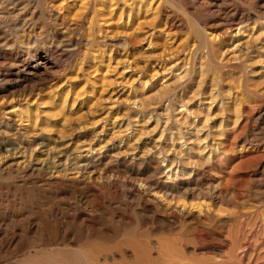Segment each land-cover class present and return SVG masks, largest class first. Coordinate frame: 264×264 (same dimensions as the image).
Listing matches in <instances>:
<instances>
[{
	"label": "rangeland",
	"instance_id": "rangeland-1",
	"mask_svg": "<svg viewBox=\"0 0 264 264\" xmlns=\"http://www.w3.org/2000/svg\"><path fill=\"white\" fill-rule=\"evenodd\" d=\"M114 1L0 0V264H264V0ZM103 127L87 170L7 158Z\"/></svg>",
	"mask_w": 264,
	"mask_h": 264
},
{
	"label": "bare ground",
	"instance_id": "bare-ground-1",
	"mask_svg": "<svg viewBox=\"0 0 264 264\" xmlns=\"http://www.w3.org/2000/svg\"><path fill=\"white\" fill-rule=\"evenodd\" d=\"M72 1H74V0H72ZM84 1V0H83ZM112 1V0H111ZM114 1V0H113ZM144 1V0H143ZM79 2V1H78ZM96 2V1H95ZM115 2V1H114ZM129 2V1H128ZM69 3V2H68ZM90 3V2H89ZM94 3V2H93ZM118 3V2H117ZM133 4V3H132ZM74 5V4H73ZM84 5V4H83ZM82 5V6H83ZM85 5H86V3H85ZM116 5V4H115ZM119 5V4H118ZM122 5V4H121ZM120 5V6H121ZM131 4H129V6H130ZM137 5H139L140 6V4H137ZM71 6H72V4H71ZM117 6V5H116ZM83 7H85V6H83ZM122 7L124 8V10H125V6H123L122 5ZM127 7V6H126ZM132 7V6H131ZM110 8H111V6H110ZM109 8V9H110ZM114 8V7H113ZM117 8V7H116ZM149 8V7H148ZM92 9V8H91ZM108 9V10H109ZM127 9V8H126ZM133 9V8H132ZM144 9V8H143ZM94 10H96V9H94ZM117 10V9H116ZM85 11V10H84ZM113 10L111 9V11L110 12H112ZM141 11V10H140ZM86 12V11H85ZM109 12V11H108ZM122 12H120V14H121ZM111 14V13H110ZM113 14H114V11H113ZM112 14V15H113ZM119 13L118 14H116V15H120ZM130 14V13H129ZM133 14H135V13H133ZM137 14V13H136ZM143 14V13H142ZM105 15H107V14H105ZM117 17H119V16H117ZM237 17V16H236ZM93 18H94V16H93ZM120 18H121V16H120ZM120 18H118L117 20H119L120 21ZM130 18V17H129ZM129 18H128V20H129ZM230 19H231V17H230ZM122 21V20H121ZM249 21V20H248ZM99 22H101V21H99ZM124 22V21H123ZM122 22V23H123ZM136 22V21H135ZM230 22V21H229ZM231 22H232V20H231ZM102 23V22H101ZM139 23V22H138ZM138 23L137 24H135V25H137L138 27L142 24V23H140V25H138ZM236 23V22H235ZM242 24H243V22H242ZM249 23H247V25H248ZM125 25V24H124ZM246 25V26H247ZM127 26V25H126ZM137 26H136V28H137ZM246 26H244V27H246ZM131 27V26H130ZM239 27V26H238ZM94 28H96V26L94 27ZM123 28V27H122ZM140 29H142V27H139ZM231 28V27H230ZM235 28V27H234ZM127 29H128V27H127ZM130 29V28H129ZM238 29V28H237ZM249 29H250V27H249ZM248 29V30H249ZM252 29V28H251ZM254 29V28H253ZM94 30V29H93ZM96 30V29H95ZM240 30H241V28H240ZM240 30H239V33H240ZM247 30V29H246ZM132 31V30H131ZM130 31V33H134L133 31L131 32ZM142 31V30H141ZM242 31V30H241ZM251 31H253V30H251ZM255 31H256V29H255ZM100 32V31H99ZM140 32V31H139ZM254 32V31H253ZM263 32V31H262ZM96 33H98V32H96ZM129 33V34H130ZM244 33V32H243ZM252 33V32H251ZM136 34V33H135ZM209 34V33H208ZM245 34H247V33H244V35ZM250 34V33H249ZM253 34V33H252ZM100 35V34H99ZM210 35H211V33H210ZM126 36H129V35H126ZM139 36V35H138ZM144 36V35H143ZM240 36V35H239ZM247 36H249V35H247ZM251 36H253V35H251ZM251 36H249V37H251ZM262 36H263V34H262ZM135 37V36H134ZM145 37V36H144ZM143 37V38H144ZM235 37V36H234ZM246 37V36H245ZM255 37V36H254ZM240 38V37H239ZM253 38V37H252ZM258 38V37H257ZM261 39H262V37H260ZM259 38V40H261ZM264 39V38H263ZM138 40H140V39H138ZM138 40H137V42H138ZM145 40V39H144ZM231 40H232V38H231ZM241 40V39H240ZM247 40V39H246ZM246 40H244V41H246ZM255 40H258V39H255ZM131 41V40H130ZM151 41V40H150ZM149 41V42H150ZM250 41V40H249ZM254 41V38H253V40H252V42ZM146 42V41H145ZM151 42H153V41H151ZM262 41H260V43H261ZM234 43V42H233ZM238 43H239V41H238ZM243 43H244V46L247 44L246 42H243L242 41V45H243ZM246 43V44H245ZM254 43H256L255 41H254ZM137 44V43H136ZM144 44V43H143ZM155 44V43H154ZM223 44V43H222ZM224 44H226V43H224ZM240 44V45H241ZM249 44V47H250V43H248ZM264 44V43H263ZM139 45V44H138ZM236 45V44H235ZM255 45V44H254ZM259 45V44H258ZM261 45V44H260ZM217 46V45H216ZM243 46V47H244ZM246 46H248V45H246ZM245 46V47H246ZM149 47H150V44H149ZM148 47V48H149ZM152 47V46H151ZM154 47V46H153ZM221 47H223V46H221ZM225 47V46H224ZM240 47V46H239ZM242 47V46H241ZM240 47V48H241ZM242 47V48H243ZM260 47V46H259ZM263 47H264V45H263ZM142 48V47H141ZM237 48L238 47H236V50H237ZM240 48H239V50H240ZM247 48V47H246ZM245 48V49H246ZM262 48V47H261ZM261 48H260V50H261ZM157 49V48H156ZM225 49V48H224ZM227 49V48H226ZM248 49H251V48H248ZM257 49H259V48H257ZM263 49V48H262ZM233 50V49H232ZM231 50V51H232ZM235 50V49H234ZM235 50V51H236ZM141 51V50H140ZM228 51H230V49L228 50ZM230 51V52H231ZM241 52H242V50H240ZM264 51V50H263ZM149 52V51H148ZM233 52V51H232ZM236 52H238V51H236ZM248 52V51H247ZM219 53H222V52H219ZM224 53H226V52H224ZM235 53V52H234ZM243 53V52H242ZM220 55V54H219ZM229 54H227V56H228ZM233 55V54H232ZM235 55V54H234ZM234 55L233 56H230L229 58H230V60H231V58L233 57L234 59H237V58H240L239 56H241V54H239V56L237 57V54H236V56L234 57ZM244 55H245V53H244ZM223 56V55H222ZM225 56V55H224ZM237 57V58H236ZM244 57V56H243ZM46 58V57H45ZM227 58V57H226ZM229 58H228V60H229ZM243 59V58H242ZM223 60V57L221 58V61ZM225 60V59H224ZM227 60V59H226ZM239 60L240 59H238V60H235V62L236 61H238L239 62ZM96 64V63H95ZM229 64H230V61H229ZM47 65V61L46 60H42V62L40 63V64H38V65H36L38 68H40V67H47L46 66ZM174 67V66H173ZM172 67V68H173ZM48 69V68H47ZM47 69H45V70H47ZM166 69H168V68H166ZM165 69V70H166ZM169 69H171L170 67H169ZM168 69V70H169ZM40 70V69H39ZM155 70V69H154ZM160 70H162V69H160ZM168 70H166V71H163V72H167ZM173 70V69H172ZM178 70V69H177ZM185 71V70H184ZM154 72V71H153ZM168 72H170V71H168ZM175 72V71H174ZM160 74V73H159ZM157 72H156V74H152L153 76H156L157 77V75H159ZM174 74V73H173ZM163 75V74H162ZM168 75V74H167ZM178 74H176L175 76H176V78H174V79H182V77H180V78H177V77H179V76H177ZM181 76V75H180ZM154 78V77H153ZM152 78V79H153ZM166 78V77H165ZM173 78V77H172ZM172 78H169V81H170V79H172ZM175 81V80H174ZM165 82V81H164ZM94 83V82H93ZM171 83V82H170ZM100 84V83H99ZM166 84H167V81H166ZM165 84V85H166ZM92 85V84H91ZM173 85V84H172ZM94 87L93 88H95V85H93ZM162 86V85H161ZM171 86V84L169 85V87ZM172 87V86H171ZM160 88V87H159ZM164 88V87H163ZM162 89V88H161ZM167 89V88H166ZM85 91V90H84ZM88 92V91H87ZM94 91H92V93H93ZM115 92V91H114ZM114 92H113V94H114ZM166 92V91H165ZM80 93V92H79ZM120 93V92H119ZM132 93V92H131ZM70 94V93H69ZM78 94V93H77ZM90 94V93H89ZM135 94V93H134ZM75 95V94H74ZM80 96H81V93L79 94ZM93 95H94V93H93ZM100 95H102V94H100ZM99 95V96H100ZM84 96V95H83ZM87 96V95H86ZM95 96V95H94ZM111 96H113L112 94H111ZM75 97V96H74ZM128 97V96H127ZM127 97H126V99H127ZM66 98V97H65ZM78 98V97H77ZM92 98V97H91ZM129 98V97H128ZM94 99V98H93ZM72 100V99H71ZM129 100V99H128ZM73 101V100H72ZM90 101V100H89ZM88 101V102H89ZM95 101H96V98H95ZM118 101V100H117ZM131 101H132V99H131ZM84 102V101H83ZM116 102V101H115ZM128 102H130V101H128ZM136 102V101H135ZM73 103H74V101H73ZM76 103V102H75ZM93 103V102H92ZM127 103V102H126ZM58 104V103H57ZM67 104H68V102H67ZM130 104V103H129ZM38 105V104H37ZM70 105V104H69ZM73 105V104H72ZM71 105V106H72ZM82 105V104H81ZM137 105V104H136ZM38 106H40V105H38ZM41 106H42V104H41ZM40 106V107H41ZM56 106V105H55ZM70 106V107H71ZM210 106V105H209ZM43 107V106H42ZM57 107V106H56ZM55 107V108H56ZM67 107H69V106H67ZM74 107H75V105H74ZM78 107V106H77ZM83 107V106H82ZM45 108V107H44ZM39 109V108H38ZM37 109V110H38ZM51 109V108H50ZM58 109H59V112L60 111H65L66 112V106H59V107H57L56 108V110L58 111ZM72 109V108H71ZM82 109V108H81ZM44 110V109H43ZM47 110V109H46ZM45 110V112H46V115H45V118L46 119H44V118H42V119H44V120H49L48 118L49 117H52L53 116V112H54V109L53 110H51V111H46ZM78 110H80V109H78ZM89 110H90V108H89ZM67 111H69V110H67ZM29 112V111H28ZM37 112V111H36ZM44 111H43V113H45ZM72 112V110L71 111H69V113H71ZM76 112V111H75ZM180 112V113H179ZM178 112V114H180L181 116L180 117H182V116H185L187 113H189V112H187L185 109H183V110H180ZM11 113H12V111H11ZM13 113H15V111L13 112ZM12 113V114H13ZM30 113V112H29ZM39 113V112H38ZM41 113H42V111H41ZM63 113V112H62ZM69 113H65V114H68L69 115ZM80 113H81V111H80ZM200 113V112H199ZM10 114V113H9ZM16 114V113H15ZM28 114V113H27ZM27 114H25V115H27ZM65 114H63V115H65ZM18 115V117H19V113L17 114ZM24 115V114H23ZM22 115V116H23ZM57 115V114H56ZM55 115V116H56ZM73 115V114H72ZM189 115V114H188ZM30 116V115H29ZM38 114L37 113H35V115H34V119H36V121H37V118H38ZM73 116H75L76 117V115H73ZM190 116V115H189ZM26 117V116H25ZM28 117V116H27ZM54 117V116H53ZM72 117V116H71ZM22 118H24V117H21V115H20V119H22ZM74 118V117H73ZM187 118V117H186ZM13 119V118H12ZM29 119V121H30V118H28ZM117 119V118H116ZM189 119V118H188ZM17 120H19V119H17ZM23 120H25V119H23ZM38 120H39V118H38ZM59 120V119H58ZM73 120V119H72ZM75 120V119H74ZM78 120V119H77ZM114 120V119H113ZM187 120V119H186ZM207 120V119H206ZM20 121H22V120H20ZM51 122H52V120H50ZM56 121V120H55ZM66 121V120H65ZM17 122V121H16ZM27 122V121H26ZM33 122V121H32ZM37 122H39V121H37ZM61 122V121H60ZM99 122V121H98ZM97 122V123H98ZM116 122V121H115ZM134 122H137V120L136 121H134ZM29 123V122H28ZM41 123H42V121H41ZM46 123V122H45ZM57 123H58V121H57ZM63 123V122H62ZM71 123H73L72 121H71ZM100 123V122H99ZM98 123V124H99ZM22 124H24V122L22 123ZM43 124V123H42ZM48 124V123H47ZM53 124V123H52ZM74 124V123H73ZM97 124V125H98ZM120 124V123H119ZM50 125V124H49ZM49 125L47 126V127H49ZM94 125H96L95 123H94ZM113 125V127H118L119 128V130H122L121 128H122V123H121V125H117L116 126V123H113L112 124ZM32 126V125H31ZM44 126V125H43ZM46 126H45V128H46ZM63 126H64V124H63ZM51 127V126H50ZM59 127V126H58ZM80 127V126H79ZM85 127H87V126H85ZM101 127V126H100ZM128 127H126V129H127ZM49 129V128H48ZM51 129H53V127L51 128ZM66 129V128H65ZM106 129V128H105ZM37 130V129H36ZM70 131H71V129H69ZM90 130V129H89ZM113 130V129H112ZM39 131V130H38ZM50 131V130H49ZM68 131V130H67ZM91 133H90V135H91V139H92V141L89 139V137H88V139L91 141V142H88V144H86V143H83V144H86V145H83V146H81V147H79L78 148V146H76V147H74V149H73V146H74V144L72 145L71 143H73V142H70V144L69 143H65V139H64V137H63V131H61V134L58 136V137H56V139H54V141H53V143L56 145L55 147H52V144H51V147H50V144L48 143V144H46L45 142L47 141H41L40 142V145H42V146H40V148L39 149H34V150H31V154L30 155H26V151L24 152V151H22V152H18V153H12V152H8L9 153V155L7 156V158H13V159H16L17 160V163H18V160H21V161H19V163L18 164H20V165H24V168L25 167H33V166H37V167H40L41 169H43V168H48V169H53V170H65L68 166H74V165H76V166H78V169L79 170H83V169H85V170H87V168H89L91 165H93V163H94V161H97L98 160V158H100V156H102V154L106 151V150H112L113 148L112 147H114L115 146V142H113L112 141V143L110 144L107 140H104V141H106V143L105 144H103L104 143V141L102 140V139H104V138H102V136H104L103 134H105L104 132V127H103V129L101 128V131H99V129L97 128V129H91ZM109 131V130H108ZM124 131V130H123ZM132 131V130H131ZM40 132V131H39ZM39 132H38V135H40L39 134ZM57 132H58V130H57ZM122 132V131H121ZM137 132V134L139 133L138 131H136ZM25 133V132H24ZM31 133H33V132H31ZM41 133V132H40ZM47 133V132H46ZM66 133V132H65ZM88 133V132H87ZM109 134H110V132H108ZM115 133V132H114ZM117 133H119V132H117ZM131 133V132H130ZM135 133V132H134ZM144 133V132H143ZM146 133V132H145ZM43 134V133H42ZM55 134V133H54ZM67 134H68V132H67ZM120 134H122V133H120ZM151 134V133H150ZM32 135V134H31ZM49 135V134H48ZM114 134H112V136H113ZM128 135V134H127ZM147 135V134H146ZM145 135V136H146ZM23 136V135H22ZM26 137H28L27 135H25ZM33 136V135H32ZM46 136V135H45ZM71 136H73V135H71ZM75 136V135H74ZM108 136V135H107ZM116 136V135H115ZM118 136H119V134H118ZM122 136V135H121ZM148 136H150V135H148ZM152 136V135H151ZM150 136V137H151ZM163 136V135H162ZM31 137V136H30ZM34 137H36V136H34ZM53 137H54V135H53ZM77 137V136H76ZM75 137V138H76ZM130 137V136H129ZM134 137H136V136H134ZM133 137V138H134ZM147 137V136H146ZM161 137V136H160ZM159 137V138H160ZM46 138V137H45ZM44 138V139H45ZM51 138H52V136H51ZM66 138V137H65ZM68 138V137H67ZM71 138V137H70ZM74 138V137H73ZM86 138V137H85ZM84 138V139H85ZM102 138V139H101ZM106 138V137H105ZM111 138V137H110ZM113 138H115V137H113ZM112 138V139H113ZM127 138V137H126ZM141 138H144L145 139V137H141ZM165 138V137H164ZM32 139V138H31ZM87 139V138H86ZM118 139V138H117ZM116 139V140H117ZM137 139H139L138 137H137ZM30 140V139H29ZM35 141H36V139H34ZM53 140V139H52ZM68 140V139H67ZM73 140V139H72ZM75 140V139H74ZM88 140V141H89ZM115 140V139H114ZM115 140V141H116ZM122 140V139H121ZM127 140H128V138H127ZM139 140H141V139H139ZM40 141V140H39ZM154 141V140H153ZM160 141H162V140H160ZM8 142V141H7ZM19 142V141H18ZM76 142V141H75ZM80 142V141H79ZM124 142H125V140H124ZM127 142V141H126ZM130 142H131V140H130ZM139 142V141H138ZM142 142V141H141ZM140 142V143H141ZM143 142H144V140H143ZM133 143V142H132ZM132 143H130L131 144V146H133L132 145ZM151 143V142H150ZM155 143V142H154ZM80 143H77V145H79ZM121 144H123L122 143V141H121ZM120 144V145H121ZM129 144V145H130ZM145 144V143H144ZM159 144V143H158ZM167 144V143H166ZM188 144V143H187ZM221 144V143H220ZM23 145V144H22ZM21 145V146H22ZM38 145V144H37ZM129 145H127V147L129 146ZM12 146V145H11ZM135 146V145H134ZM133 146V147H134ZM139 146H140V144H139ZM144 146V145H143ZM218 146V145H217ZM221 146V145H220ZM2 147V146H1ZM15 147V146H14ZM33 147V146H32ZM118 147V146H117ZM147 147V146H146ZM150 147V146H149ZM155 147V146H154ZM162 147V146H161ZM168 147V146H167ZM166 147V148H167ZM187 147V146H186ZM8 148V147H7ZM12 148H13V146H12ZM16 148V147H15ZM14 148V149H15ZM25 148V147H24ZM34 148V147H33ZM110 148H112V149H110ZM130 148V147H129ZM137 148V147H136ZM163 148H165L164 146H163ZM188 148V147H187ZM117 149V148H116ZM120 149V148H119ZM125 149H126V147H125ZM131 149V148H130ZM141 149V148H140ZM156 149V148H155ZM154 149V150H155ZM181 149H182V147H181ZM4 150V149H3ZM26 150H27V148H26ZM158 150V149H157ZM161 150V149H160ZM183 150H184V148H183ZM183 150H182V152H183ZM16 151V150H15ZM20 151V150H19ZM128 151V150H127ZM137 151H139V150H137ZM150 151H152V150H150ZM159 151V150H158ZM180 151V150H179ZM191 151V150H190ZM189 151V152H190ZM211 151V150H210ZM17 152V151H16ZM29 152V151H28ZM133 151H132V149H131V153H132ZM156 152V151H155ZM188 152V153H189ZM204 152H205V150H204ZM213 152V151H212ZM215 152V151H214ZM108 153V152H107ZM116 153V152H115ZM120 153V152H119ZM151 154H153L152 152H150ZM163 153V152H162ZM177 153H178V151H177ZM191 153V152H190ZM210 153V152H209ZM2 154V153H1ZM29 154V153H28ZM118 154V153H117ZM117 154H115V156H119V155H117ZM155 154V153H154ZM170 154V153H169ZM183 154V153H182ZM186 154V153H185ZM212 154H214V153H212ZM110 155V154H109ZM112 155V154H111ZM134 155V154H133ZM147 155V154H146ZM149 155V154H148ZM163 155V154H162ZM188 155V154H187ZM206 155V154H205ZM217 155H218V153H217ZM105 156V155H104ZM136 156H138V155H136ZM140 156V155H139ZM152 156V155H151ZM157 156V155H156ZM159 156H161V155H158L157 157H159ZM216 156V155H215ZM113 157V156H112ZM164 157V156H163ZM179 157V156H178ZM183 157V156H182ZM187 156L185 155V158H186ZM103 158H105V157H103ZM108 158V157H107ZM160 158H162V156L160 157ZM166 158V157H165ZM184 158V157H183ZM213 158V157H212ZM12 159V160H13ZM140 160H142V158H139ZM182 159V158H181ZM210 159V158H209ZM208 159V160H209ZM214 159V158H213ZM106 160V159H105ZM139 160V161H140ZM152 160V159H151ZM162 160V159H161ZM176 160V159H175ZM135 161V160H134ZM164 161H165V159H164ZM12 162V161H11ZM162 162V161H161ZM169 162V161H168ZM180 162V161H179ZM184 162V161H183ZM182 162V163H183ZM163 163V162H162ZM165 163H167V161L165 162ZM164 163V164H165ZM172 163V162H171ZM174 163V162H173ZM178 163V162H177ZM4 164V163H3ZM13 164V163H12ZM16 164V163H15ZM98 164V163H97ZM167 164H169V163H167ZM167 164H165V165H167ZM100 165V164H99ZM156 165V164H155ZM160 165H161V163H160ZM171 165H173V164H170V167H172L173 168V166H171ZM2 166V165H1ZM5 166V165H4ZM8 166V165H7ZM169 166V165H168ZM178 166V165H177ZM14 167V166H13ZM23 167V166H22ZM21 167V168H22ZM75 167V166H74ZM99 167V166H98ZM14 168H16V166L14 167ZM158 168V167H157ZM163 168V167H162ZM12 169V168H11ZM69 169V168H68ZM71 169V168H70ZM97 169V168H96ZM161 169V168H160ZM167 169H168V167H167ZM8 170V169H7ZM29 170V169H28ZM44 170V169H43ZM52 170V171H53ZM90 170V169H89ZM159 170V169H158ZM162 170V169H161ZM160 170V171H161ZM164 170V169H163ZM162 170V171H163ZM174 170V169H173ZM173 170H171V171H173ZM179 170V169H178ZM178 170L176 171L177 172V174H178ZM31 171V170H30ZM66 171V170H65ZM72 171V170H71ZM77 171V170H76ZM76 171H73V174H74V172H76ZM94 171V170H93ZM169 171V170H168ZM175 171V170H174ZM32 172V171H31ZM36 172V171H35ZM77 172H79V171H77ZM155 172V171H154ZM164 172V171H163ZM166 172H167V170H166ZM86 173V172H85ZM89 173V172H88ZM27 174V173H26ZM53 174V173H52ZM55 174V173H54ZM62 174V173H61ZM66 174V173H65ZM78 174H81V172H79ZM93 174V173H92ZM156 174V173H155ZM172 174V173H171ZM57 175V174H56ZM87 174H85V177H87L86 176ZM91 175V174H90ZM157 175V174H156ZM175 175H176V173H175ZM173 175L174 177H175V180H176V176H178V175ZM189 175V174H188ZM53 176V175H52ZM58 176V175H57ZM75 175H73V177H74ZM163 176H165V175H163ZM169 176H171V175H169ZM55 177V176H54ZM81 178H82V176H80ZM84 177V176H83ZM166 177H168V176H166ZM186 177V176H185ZM191 177V176H190ZM61 178V177H60ZM169 178H171V177H169ZM161 179V178H160ZM172 179V178H171ZM187 179V178H186ZM177 180H178V178H177ZM173 181V180H172ZM171 181V182H172ZM167 182V181H166ZM154 183V182H153ZM163 183V182H162ZM168 183V182H167ZM176 183V182H175ZM158 184V183H157ZM150 185H152V184H150ZM154 185V184H153ZM168 185V184H167ZM179 185V184H178ZM160 186V185H159ZM188 186V185H187ZM152 188V187H151ZM154 190V189H153ZM158 191V190H157ZM153 192V191H152ZM160 192V191H159ZM167 192V191H166ZM171 192V191H170ZM173 192V191H172ZM169 194H171V193H169ZM174 194V193H173ZM172 195V194H171ZM172 198V197H171ZM154 200V199H153ZM159 200V199H158ZM161 200V199H160ZM155 201V200H154ZM156 203V202H155ZM159 204H161V203H159ZM163 205V204H162ZM203 208V207H202ZM185 210V209H184ZM16 216V215H15ZM17 219V218H16ZM21 220V219H20ZM18 221V220H17ZM54 228V227H53ZM65 231V230H64ZM13 235V234H12ZM53 240V239H52ZM51 240V241H52ZM4 244V243H3ZM51 249V248H50ZM97 249V248H96ZM27 252V251H26ZM93 253H94V251H93ZM100 253V252H99ZM62 257V256H61ZM63 258H64V255H63ZM86 258V257H85ZM90 258V257H89ZM66 259V258H65ZM57 260V259H56ZM124 260V259H123ZM32 261V260H31ZM30 261V262H31ZM35 261V260H34ZM46 261H47V259H46ZM67 261V260H66ZM73 261V260H72ZM71 261V262H72ZM94 261V260H93ZM38 262V261H37ZM65 262V261H64ZM69 262V261H68ZM90 262V261H89ZM60 263H62V262H60ZM122 263V262H121ZM37 264V263H36ZM38 264H40V263H38ZM47 264V263H46ZM70 264V263H69ZM74 264V263H73Z\"/></svg>",
	"mask_w": 264,
	"mask_h": 264
}]
</instances>
